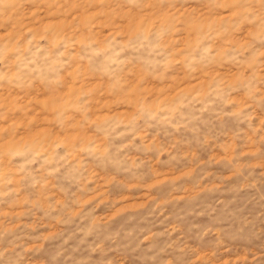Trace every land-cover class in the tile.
<instances>
[{
  "label": "rangeland",
  "instance_id": "374dc122",
  "mask_svg": "<svg viewBox=\"0 0 264 264\" xmlns=\"http://www.w3.org/2000/svg\"><path fill=\"white\" fill-rule=\"evenodd\" d=\"M0 264H264V0H0Z\"/></svg>",
  "mask_w": 264,
  "mask_h": 264
}]
</instances>
